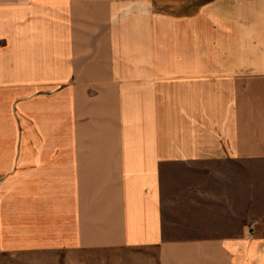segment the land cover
Returning a JSON list of instances; mask_svg holds the SVG:
<instances>
[{
  "label": "crops",
  "instance_id": "0c3cea01",
  "mask_svg": "<svg viewBox=\"0 0 264 264\" xmlns=\"http://www.w3.org/2000/svg\"><path fill=\"white\" fill-rule=\"evenodd\" d=\"M260 189L264 0H0V264H264Z\"/></svg>",
  "mask_w": 264,
  "mask_h": 264
},
{
  "label": "rangeland",
  "instance_id": "374dc122",
  "mask_svg": "<svg viewBox=\"0 0 264 264\" xmlns=\"http://www.w3.org/2000/svg\"><path fill=\"white\" fill-rule=\"evenodd\" d=\"M250 179V174H244V189H243V198L250 197V189L246 188ZM264 191L263 189L259 191ZM262 196V193H260ZM250 204H245L243 207V224L244 227L248 228V225L251 220V206ZM144 253L142 256L144 257ZM134 258V261L131 263L129 260ZM140 253H125L121 251H83L75 254L67 253H47L41 255H17L10 259L8 264H146L145 260L139 262Z\"/></svg>",
  "mask_w": 264,
  "mask_h": 264
},
{
  "label": "built area",
  "instance_id": "2783aa9c",
  "mask_svg": "<svg viewBox=\"0 0 264 264\" xmlns=\"http://www.w3.org/2000/svg\"><path fill=\"white\" fill-rule=\"evenodd\" d=\"M256 222L255 221H251L248 225V232H250V234H254L253 231H255V227H256Z\"/></svg>",
  "mask_w": 264,
  "mask_h": 264
},
{
  "label": "bare ground",
  "instance_id": "6f19581e",
  "mask_svg": "<svg viewBox=\"0 0 264 264\" xmlns=\"http://www.w3.org/2000/svg\"><path fill=\"white\" fill-rule=\"evenodd\" d=\"M212 61V60H211ZM184 101V100H183ZM181 126V125H180Z\"/></svg>",
  "mask_w": 264,
  "mask_h": 264
}]
</instances>
